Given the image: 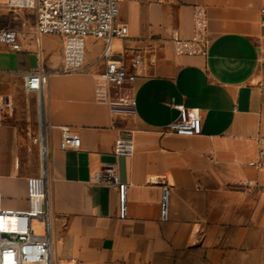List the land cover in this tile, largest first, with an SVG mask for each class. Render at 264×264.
I'll list each match as a JSON object with an SVG mask.
<instances>
[{
    "label": "crops",
    "instance_id": "obj_1",
    "mask_svg": "<svg viewBox=\"0 0 264 264\" xmlns=\"http://www.w3.org/2000/svg\"><path fill=\"white\" fill-rule=\"evenodd\" d=\"M206 8V55L181 54L174 38L194 35V13ZM113 59L129 71L123 93L136 115H114L95 98L104 42L89 37L85 69L64 70V39L39 37L37 19L21 36V51L0 45V101L14 111L0 123V193L7 209L28 208V178L41 172L34 139L38 94L24 73L42 66L49 123L47 174L53 242L58 258L79 264H264V167L249 165L264 134V0H121ZM144 64L132 67L136 53ZM196 108L203 133L166 131L179 107ZM64 128L79 148L61 149ZM131 131L133 157L113 153ZM115 163L129 183L127 216L119 190L94 181ZM249 180L255 185L247 186ZM162 182L172 186L171 214L160 220Z\"/></svg>",
    "mask_w": 264,
    "mask_h": 264
},
{
    "label": "built area",
    "instance_id": "obj_2",
    "mask_svg": "<svg viewBox=\"0 0 264 264\" xmlns=\"http://www.w3.org/2000/svg\"><path fill=\"white\" fill-rule=\"evenodd\" d=\"M17 9L36 12V33L39 37L58 34L64 39V70L77 72L85 69L86 42L89 37L104 42L101 60L104 69L97 75L95 98L98 102L110 105L114 115H136L134 98L123 93L126 81L130 78L124 64L113 59V42L125 39L129 27L119 23L121 0H7ZM194 35L191 38H174L176 51L181 54L206 55L210 47V33L206 8L199 6L194 13ZM0 45L13 51H21V36L13 28L0 27ZM144 64L142 54L136 53L132 67L135 74ZM24 90L38 94L40 130L34 141L40 147L43 137L48 142L49 123L46 115L45 90L49 74L42 66L23 75ZM14 111L12 101H0V123L6 120L7 112ZM169 133L182 136H198L203 133V118L196 108L181 106L179 114L166 126ZM82 144L78 134L64 128L60 143L61 149L79 148ZM259 151L251 166L264 167V134L258 137ZM136 151V142L131 131L117 137L113 153L117 157L131 158ZM94 181L119 190V215L127 216V194L129 183L122 182L115 163L108 164L94 175ZM247 186L255 185L249 180ZM28 208L25 210L7 209L0 193V264H79L75 258H58L53 242V223L50 212L49 180L47 170L28 178ZM160 220L166 222L171 214L172 186L162 182Z\"/></svg>",
    "mask_w": 264,
    "mask_h": 264
},
{
    "label": "rangeland",
    "instance_id": "obj_3",
    "mask_svg": "<svg viewBox=\"0 0 264 264\" xmlns=\"http://www.w3.org/2000/svg\"><path fill=\"white\" fill-rule=\"evenodd\" d=\"M37 19L36 12L29 9H17L11 7L7 0H0V27L22 30L21 35H25L29 23ZM52 37L61 38L58 34H49Z\"/></svg>",
    "mask_w": 264,
    "mask_h": 264
},
{
    "label": "bare ground",
    "instance_id": "obj_4",
    "mask_svg": "<svg viewBox=\"0 0 264 264\" xmlns=\"http://www.w3.org/2000/svg\"><path fill=\"white\" fill-rule=\"evenodd\" d=\"M41 149V154H42V167L47 170V158H48V146L46 143V137H43V144L40 147Z\"/></svg>",
    "mask_w": 264,
    "mask_h": 264
}]
</instances>
